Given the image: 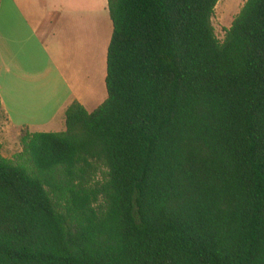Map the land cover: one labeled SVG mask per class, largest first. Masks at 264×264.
Returning a JSON list of instances; mask_svg holds the SVG:
<instances>
[{
  "label": "trees",
  "instance_id": "trees-1",
  "mask_svg": "<svg viewBox=\"0 0 264 264\" xmlns=\"http://www.w3.org/2000/svg\"><path fill=\"white\" fill-rule=\"evenodd\" d=\"M218 3L108 0L106 102L0 156V264H264V0Z\"/></svg>",
  "mask_w": 264,
  "mask_h": 264
},
{
  "label": "crops",
  "instance_id": "crops-1",
  "mask_svg": "<svg viewBox=\"0 0 264 264\" xmlns=\"http://www.w3.org/2000/svg\"><path fill=\"white\" fill-rule=\"evenodd\" d=\"M113 31L108 0H1L0 99L8 127L20 136L64 132L75 101L89 113L102 106Z\"/></svg>",
  "mask_w": 264,
  "mask_h": 264
},
{
  "label": "rangeland",
  "instance_id": "rangeland-1",
  "mask_svg": "<svg viewBox=\"0 0 264 264\" xmlns=\"http://www.w3.org/2000/svg\"><path fill=\"white\" fill-rule=\"evenodd\" d=\"M247 2L248 0H219L212 22L220 42L224 41L226 31L232 27ZM22 151L21 136L8 127L6 115L0 111V156L15 161ZM103 178L104 173L100 174L97 180L100 181Z\"/></svg>",
  "mask_w": 264,
  "mask_h": 264
}]
</instances>
